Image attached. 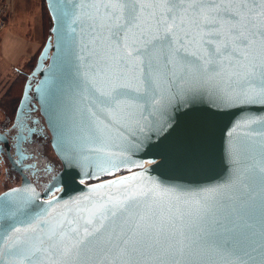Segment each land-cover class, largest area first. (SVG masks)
Wrapping results in <instances>:
<instances>
[{"label": "water", "instance_id": "obj_1", "mask_svg": "<svg viewBox=\"0 0 264 264\" xmlns=\"http://www.w3.org/2000/svg\"><path fill=\"white\" fill-rule=\"evenodd\" d=\"M45 3L51 22L49 35L27 74L20 110L34 104L62 165L45 189L21 172L17 183L0 192L3 212L7 215L27 202L30 223H17L16 227L32 229L24 234L29 240L38 243L48 229L62 227L64 243L71 244L77 239L72 230L82 228L91 210L135 196L129 204L142 212L151 208L172 216L176 227L189 221L206 223L233 236L251 252L249 264H261V174L256 171L252 179L257 194L251 200L244 198L247 216L239 228L234 227L236 203L217 195L216 190L229 186L238 171L264 164V105L224 101V94L238 86L217 69L187 78L181 84L185 94L176 96L171 90L167 116L155 113L157 120L168 121L163 132L154 130V109L143 100L122 98L121 118L116 123L101 114L104 106L93 95V90L98 95L122 81L101 72L109 42L93 31L89 0ZM7 140L6 132L0 131V142ZM190 152H195L196 164L177 162ZM205 202L207 214L202 210ZM17 215L20 220L26 218ZM8 255L5 247V264Z\"/></svg>", "mask_w": 264, "mask_h": 264}, {"label": "snow or ice", "instance_id": "obj_2", "mask_svg": "<svg viewBox=\"0 0 264 264\" xmlns=\"http://www.w3.org/2000/svg\"><path fill=\"white\" fill-rule=\"evenodd\" d=\"M89 8L93 31L109 42L101 72L122 81L93 95L104 106L101 114L116 123L122 98L143 100L154 109V130L163 132L168 121L157 120L155 113L167 116L171 90L185 94L181 84L187 78L217 69L238 86L224 94V101L264 105V0H89ZM177 162L194 165L198 160L190 152ZM256 171L264 196V164L238 171L229 186L216 190L236 203V228L247 216L244 198L257 194ZM130 199L135 196L91 210L82 228L72 230L77 239L71 244L64 243L62 227L48 229L33 243L24 235L32 229L16 227L30 223L27 202L7 215L0 202V264H5V247L8 264H249L252 259L231 235L206 223L176 227L172 216L151 208L142 212ZM202 210L209 211L207 202ZM17 213L26 218L20 220ZM261 255L264 264V249Z\"/></svg>", "mask_w": 264, "mask_h": 264}, {"label": "flooded vegetation", "instance_id": "obj_3", "mask_svg": "<svg viewBox=\"0 0 264 264\" xmlns=\"http://www.w3.org/2000/svg\"><path fill=\"white\" fill-rule=\"evenodd\" d=\"M21 97L13 111L0 120V131L8 138L0 142V175L4 170V176L16 182L24 172L45 189L62 163L49 143V132L39 111L33 103L20 110Z\"/></svg>", "mask_w": 264, "mask_h": 264}, {"label": "crops", "instance_id": "obj_4", "mask_svg": "<svg viewBox=\"0 0 264 264\" xmlns=\"http://www.w3.org/2000/svg\"><path fill=\"white\" fill-rule=\"evenodd\" d=\"M13 3L8 26L0 33V59L6 64L10 61L9 65L17 64L26 55H33L46 41L42 0H13ZM18 35L20 41H16ZM6 57L9 61H5ZM27 62L21 64L22 70L14 68L22 73Z\"/></svg>", "mask_w": 264, "mask_h": 264}, {"label": "rangeland", "instance_id": "obj_5", "mask_svg": "<svg viewBox=\"0 0 264 264\" xmlns=\"http://www.w3.org/2000/svg\"><path fill=\"white\" fill-rule=\"evenodd\" d=\"M42 10L44 15V36L47 39L51 22L50 15L46 8L45 0H42ZM17 37L18 38L16 41H20L19 37L21 38V36L18 35ZM43 44L40 46V48L36 49V52L33 55L30 54L31 56L26 55L25 57H22V59H20V61L15 65L8 64L10 63V61L7 60L8 57L4 58L5 61H9L7 62V64L3 59H0V120L5 117V114L7 112L13 111L15 104L17 103V100L21 95V86L26 79L27 73L30 72L35 66V62H37V56ZM27 60L29 61L27 62ZM23 62H27V64L25 65V67H23L24 72L21 73L14 67L16 66L18 68H21V64H24ZM3 172H1L2 175H0V192L11 185L13 186V184L17 183L20 180L19 179L15 182V179L6 178Z\"/></svg>", "mask_w": 264, "mask_h": 264}, {"label": "built area", "instance_id": "obj_6", "mask_svg": "<svg viewBox=\"0 0 264 264\" xmlns=\"http://www.w3.org/2000/svg\"><path fill=\"white\" fill-rule=\"evenodd\" d=\"M13 8V0H0V33L8 26Z\"/></svg>", "mask_w": 264, "mask_h": 264}, {"label": "trees", "instance_id": "obj_7", "mask_svg": "<svg viewBox=\"0 0 264 264\" xmlns=\"http://www.w3.org/2000/svg\"><path fill=\"white\" fill-rule=\"evenodd\" d=\"M50 29V28H49ZM49 35V34H48ZM43 46H44V44H43ZM42 46V47H43ZM42 47H41V49H42ZM40 52H41V50H40ZM40 52H39V54H40ZM38 54V55H39ZM38 57V56H37ZM25 81H26V79L24 80V82H23V85L21 86V92H20V94H22V92H23V89H24V86H25Z\"/></svg>", "mask_w": 264, "mask_h": 264}, {"label": "bare ground", "instance_id": "obj_8", "mask_svg": "<svg viewBox=\"0 0 264 264\" xmlns=\"http://www.w3.org/2000/svg\"><path fill=\"white\" fill-rule=\"evenodd\" d=\"M17 70V69H16Z\"/></svg>", "mask_w": 264, "mask_h": 264}]
</instances>
